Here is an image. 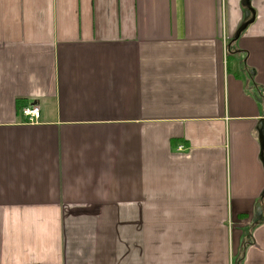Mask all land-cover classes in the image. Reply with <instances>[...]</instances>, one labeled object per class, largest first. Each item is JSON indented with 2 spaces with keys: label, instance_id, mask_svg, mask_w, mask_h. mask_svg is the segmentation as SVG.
<instances>
[{
  "label": "crops",
  "instance_id": "crops-1",
  "mask_svg": "<svg viewBox=\"0 0 264 264\" xmlns=\"http://www.w3.org/2000/svg\"><path fill=\"white\" fill-rule=\"evenodd\" d=\"M244 1L0 0V264H264Z\"/></svg>",
  "mask_w": 264,
  "mask_h": 264
},
{
  "label": "built area",
  "instance_id": "built-area-1",
  "mask_svg": "<svg viewBox=\"0 0 264 264\" xmlns=\"http://www.w3.org/2000/svg\"><path fill=\"white\" fill-rule=\"evenodd\" d=\"M19 113L23 118V124L36 125L40 120V109L36 104H27L20 108ZM182 151V147H178Z\"/></svg>",
  "mask_w": 264,
  "mask_h": 264
},
{
  "label": "trees",
  "instance_id": "trees-1",
  "mask_svg": "<svg viewBox=\"0 0 264 264\" xmlns=\"http://www.w3.org/2000/svg\"><path fill=\"white\" fill-rule=\"evenodd\" d=\"M248 2H249V0H245L244 1L246 6L248 5ZM232 42H234V41H229L228 44H227V57H228L227 59L228 60L230 59V55H231L230 52L234 50V48L232 46H230Z\"/></svg>",
  "mask_w": 264,
  "mask_h": 264
}]
</instances>
